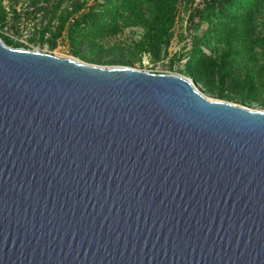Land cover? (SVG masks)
<instances>
[{
	"label": "water",
	"instance_id": "obj_1",
	"mask_svg": "<svg viewBox=\"0 0 264 264\" xmlns=\"http://www.w3.org/2000/svg\"><path fill=\"white\" fill-rule=\"evenodd\" d=\"M0 264H264V109L0 36Z\"/></svg>",
	"mask_w": 264,
	"mask_h": 264
},
{
	"label": "trees",
	"instance_id": "obj_2",
	"mask_svg": "<svg viewBox=\"0 0 264 264\" xmlns=\"http://www.w3.org/2000/svg\"><path fill=\"white\" fill-rule=\"evenodd\" d=\"M3 1L0 20L6 16ZM182 1L30 0V4L49 16L42 37L57 20L52 46L66 30L73 55L92 63L133 64L146 53L154 60L166 55ZM195 1L184 0L190 23L199 33L180 71L219 98H236L243 104L259 100L264 86V0ZM123 27H137L140 34L115 50L105 46L107 33ZM0 36L12 46L23 44ZM109 52L115 55L107 60Z\"/></svg>",
	"mask_w": 264,
	"mask_h": 264
},
{
	"label": "rangeland",
	"instance_id": "obj_3",
	"mask_svg": "<svg viewBox=\"0 0 264 264\" xmlns=\"http://www.w3.org/2000/svg\"><path fill=\"white\" fill-rule=\"evenodd\" d=\"M198 1L200 0H196L195 3ZM3 4L6 8V16L3 20H0V33L6 34L11 38L22 42V46L25 47L45 50L58 55L73 56L83 61H87L86 59L72 54L70 51L71 43L66 30L63 31L62 35H59L56 38V42L54 43V46H52V30H55L57 27L56 19L51 26L52 30L47 29L45 31L44 37H42V32L49 22V16L45 15L42 10L35 11L33 5L30 4V0H4ZM13 6L17 9L18 13L12 9ZM33 9L34 12H28V10ZM188 14L189 10L186 8L185 2L183 0L179 4L178 18L173 29L171 43L168 47L166 55L163 58L154 60L149 53H146L143 55L142 61L137 60L133 64L109 63L108 61L98 64L105 66L130 65L136 68L152 71L183 74L180 70L183 68L187 54L194 44L195 36L199 33V31L191 25ZM139 34L140 29L137 27H123L115 30L111 29L104 37V43L108 48L110 47L111 49L115 50L118 48V46H125L129 41H131V39L138 37ZM113 55H115V52H109L107 60ZM175 55H180V57L175 58V62H173L172 66V59ZM190 78L192 79V77ZM195 85L208 97L214 99H223L217 97L214 93L207 90L204 85L196 83ZM261 100H264V86L259 92V100H255L244 105L252 108L264 109V102ZM231 101L241 103L236 98L231 99Z\"/></svg>",
	"mask_w": 264,
	"mask_h": 264
},
{
	"label": "built area",
	"instance_id": "obj_4",
	"mask_svg": "<svg viewBox=\"0 0 264 264\" xmlns=\"http://www.w3.org/2000/svg\"><path fill=\"white\" fill-rule=\"evenodd\" d=\"M30 48H32V47H30Z\"/></svg>",
	"mask_w": 264,
	"mask_h": 264
}]
</instances>
